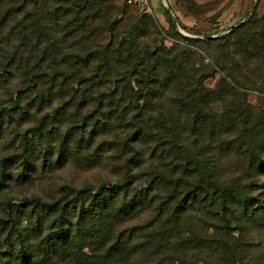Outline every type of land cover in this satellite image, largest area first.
I'll list each match as a JSON object with an SVG mask.
<instances>
[{"label": "rangeland", "instance_id": "rangeland-1", "mask_svg": "<svg viewBox=\"0 0 264 264\" xmlns=\"http://www.w3.org/2000/svg\"><path fill=\"white\" fill-rule=\"evenodd\" d=\"M112 1L122 28L135 18H146L152 38L172 45L183 41L180 33L199 39L223 37L230 26L248 17L257 0H162L163 7L154 15L126 6L123 0ZM5 7L1 1L0 16ZM56 7L57 0H38L35 15L33 9H25L18 17L2 20L6 27L0 35V264H235L230 255L236 246L242 250L238 253L243 264H264V223L258 229L250 227L247 245L238 242L237 231L236 238L229 239L220 227L211 228L208 215L190 211L179 215L170 204L161 212L144 208L102 225L96 189L123 180L129 150L113 133L100 135L94 122L78 125L94 108L83 105L80 95L92 90L79 87L73 75L74 41L67 28L58 26ZM256 10L264 17V0ZM248 28L245 25L242 31ZM195 48L207 55L214 52L202 44ZM258 82L244 88L250 102L264 105V82ZM207 83L215 87L217 80ZM101 89L109 91L96 90ZM168 162L167 156L156 159L160 167ZM168 191L161 185L157 194L166 200ZM122 198L118 196L112 208L119 207ZM53 200L66 204V212L43 206ZM61 224L70 235L60 232L62 239L54 241ZM225 242L226 249L220 246ZM21 243L28 254L25 262L19 254Z\"/></svg>", "mask_w": 264, "mask_h": 264}, {"label": "trees", "instance_id": "trees-1", "mask_svg": "<svg viewBox=\"0 0 264 264\" xmlns=\"http://www.w3.org/2000/svg\"><path fill=\"white\" fill-rule=\"evenodd\" d=\"M1 1L6 7L0 35L5 16L18 17L25 9L35 15L38 6V0L27 6L26 0ZM56 12L58 26L67 28L74 41L77 84L92 90L80 95L83 105L94 108L78 125L94 122L100 135L113 133L129 150L123 180L96 189L102 225L144 208L161 212L170 204L179 215H208L211 228L220 227L229 239L237 231L238 242L249 244L250 227L264 223V105L250 102L244 87L264 82V17L255 10L244 25L221 38L180 33L182 42L167 45L152 38L146 18L122 28L112 0H57ZM245 25L249 28L242 31ZM201 44L214 52L195 48ZM210 79L217 80L215 87L208 85ZM102 87L109 91L96 90ZM160 155L169 159L164 167L156 165ZM139 170L143 173L137 176ZM161 185L169 190L166 200L157 194ZM118 196L122 202L112 208ZM43 206L67 208L61 200ZM60 232L70 235L62 225L52 240L62 239ZM233 250L232 263L243 264L241 248ZM19 254L25 262L23 243Z\"/></svg>", "mask_w": 264, "mask_h": 264}, {"label": "built area", "instance_id": "built-area-1", "mask_svg": "<svg viewBox=\"0 0 264 264\" xmlns=\"http://www.w3.org/2000/svg\"><path fill=\"white\" fill-rule=\"evenodd\" d=\"M130 7H136L140 12L145 15H154L156 10L153 5V0H123ZM165 2L167 0H164Z\"/></svg>", "mask_w": 264, "mask_h": 264}, {"label": "water", "instance_id": "water-1", "mask_svg": "<svg viewBox=\"0 0 264 264\" xmlns=\"http://www.w3.org/2000/svg\"><path fill=\"white\" fill-rule=\"evenodd\" d=\"M258 3H259V0H257L256 3L253 5L252 9L250 10V12H249V14H248V17H247L244 21H242V22H240V23H237V24H233L232 26H230V27L228 28V30H229V31L232 30L233 28H235V27H237V26L243 24L245 21H247L249 18H251V17H252V14H253V13L255 12V10L257 9ZM166 10H167V13L169 14L170 18L173 19L175 25L179 28L180 26H179V24H178V20L174 17V14L172 13V9L169 8V7H167ZM183 33H184V32H183ZM203 38H214V36H211V35H205Z\"/></svg>", "mask_w": 264, "mask_h": 264}, {"label": "crops", "instance_id": "crops-1", "mask_svg": "<svg viewBox=\"0 0 264 264\" xmlns=\"http://www.w3.org/2000/svg\"><path fill=\"white\" fill-rule=\"evenodd\" d=\"M163 2L162 0H153V5L156 10V13L160 11L161 7H163Z\"/></svg>", "mask_w": 264, "mask_h": 264}]
</instances>
